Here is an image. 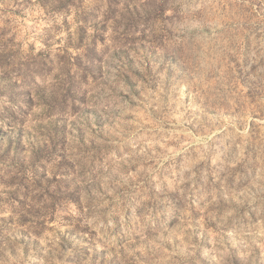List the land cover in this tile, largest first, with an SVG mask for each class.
<instances>
[{"label":"rangeland","instance_id":"rangeland-1","mask_svg":"<svg viewBox=\"0 0 264 264\" xmlns=\"http://www.w3.org/2000/svg\"><path fill=\"white\" fill-rule=\"evenodd\" d=\"M0 264H264V0H0Z\"/></svg>","mask_w":264,"mask_h":264}]
</instances>
